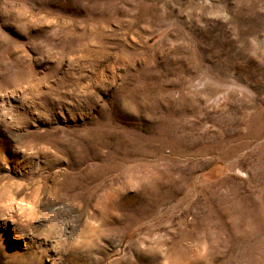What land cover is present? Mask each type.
Returning a JSON list of instances; mask_svg holds the SVG:
<instances>
[{
    "label": "rangeland",
    "instance_id": "rangeland-1",
    "mask_svg": "<svg viewBox=\"0 0 264 264\" xmlns=\"http://www.w3.org/2000/svg\"><path fill=\"white\" fill-rule=\"evenodd\" d=\"M0 264H264V0H0Z\"/></svg>",
    "mask_w": 264,
    "mask_h": 264
}]
</instances>
